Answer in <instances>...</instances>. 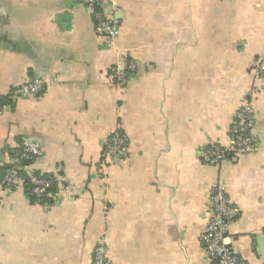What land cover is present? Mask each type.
Here are the masks:
<instances>
[{
  "label": "crops",
  "instance_id": "obj_1",
  "mask_svg": "<svg viewBox=\"0 0 264 264\" xmlns=\"http://www.w3.org/2000/svg\"><path fill=\"white\" fill-rule=\"evenodd\" d=\"M117 7L112 48L82 0H0V183L24 142L32 164L56 180V201L36 202L24 180L0 185V264H92L104 240L110 264H215L200 243L209 191L226 188L237 218L228 228L246 264H264V0H104ZM137 68L115 86L120 56ZM43 79L37 96L8 100ZM255 89L260 92L255 93ZM257 151L216 165L249 100ZM120 134L123 161L98 165ZM70 189L64 193L63 187Z\"/></svg>",
  "mask_w": 264,
  "mask_h": 264
},
{
  "label": "built area",
  "instance_id": "obj_2",
  "mask_svg": "<svg viewBox=\"0 0 264 264\" xmlns=\"http://www.w3.org/2000/svg\"><path fill=\"white\" fill-rule=\"evenodd\" d=\"M104 0H82L91 10L96 33L108 40L112 48L116 47L120 35L119 9L113 7L107 14L101 9ZM137 66L129 54L123 53L114 73L115 86L123 90L126 88L128 78L136 70ZM255 74L264 80V66L258 65ZM49 84L43 79H33L13 89L8 95V100H17L23 96H37L43 94ZM255 93L260 89H255ZM7 106L0 101V114ZM254 108L247 100L237 111L234 125L231 128L228 145L222 146L211 143L201 152V160L208 165H216L231 156H247L254 154L258 147L253 136ZM128 147L125 139L120 135H114L105 145L98 167L105 170L110 159L123 161L127 158ZM17 157L7 167L4 179L0 183L7 190H15L24 181L21 173H26L29 186V194L36 202L53 204L56 201V180L52 176L37 173L31 166L43 156L42 150L32 142H24ZM24 163H28L25 165ZM64 193L69 195L70 189L63 187ZM209 201L212 217L208 222L205 233L200 238V243L207 256L215 264H246L234 251L228 237V228L237 218L238 210L231 204L226 188L222 184H215L209 191ZM92 264H110L107 257V246L104 240L100 241L94 250Z\"/></svg>",
  "mask_w": 264,
  "mask_h": 264
},
{
  "label": "trees",
  "instance_id": "obj_3",
  "mask_svg": "<svg viewBox=\"0 0 264 264\" xmlns=\"http://www.w3.org/2000/svg\"><path fill=\"white\" fill-rule=\"evenodd\" d=\"M21 150V149H20ZM19 153V151H15V152H13V156H14V158L15 157H17L16 156V154H18ZM25 165H27L28 163H24ZM7 169V168H6ZM6 172V171H5ZM21 176H22V178L26 181V183L28 184V179H27V175H26V173L24 172V173H21ZM29 185V184H28ZM28 193H29V186H28Z\"/></svg>",
  "mask_w": 264,
  "mask_h": 264
}]
</instances>
